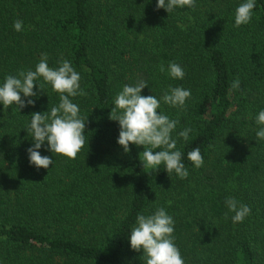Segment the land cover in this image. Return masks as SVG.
Listing matches in <instances>:
<instances>
[{
    "label": "trees",
    "instance_id": "1",
    "mask_svg": "<svg viewBox=\"0 0 264 264\" xmlns=\"http://www.w3.org/2000/svg\"><path fill=\"white\" fill-rule=\"evenodd\" d=\"M242 2L196 0L195 9L167 13L157 0H0V84L34 70L42 53L50 67L67 59L87 92L72 102L88 116L77 158L53 155L45 141L39 151L53 164L37 169L24 128L32 113L58 105L59 95L45 84L30 97L34 105L0 104V264H144L143 250L130 247L131 228L137 214L157 207L175 221L184 264H264V140L255 137L264 96L251 97L264 91V0L236 28ZM169 62L182 66V80L159 71ZM237 77L240 87L232 89ZM140 80L148 84L141 95L158 99L169 86L191 90L185 109L161 101L157 110L179 120L171 135L186 179L169 177L163 165L143 169V146L130 144L125 153L117 143L114 98ZM185 128L192 129L187 141L178 136ZM196 147L200 168L187 158ZM229 197L250 207L243 222H232Z\"/></svg>",
    "mask_w": 264,
    "mask_h": 264
},
{
    "label": "clouds",
    "instance_id": "2",
    "mask_svg": "<svg viewBox=\"0 0 264 264\" xmlns=\"http://www.w3.org/2000/svg\"><path fill=\"white\" fill-rule=\"evenodd\" d=\"M196 0H157L156 9H165L171 13L175 8L188 7L195 9ZM256 0H243L234 11V27L239 28L251 22L254 15ZM17 32L23 30V21L17 19L13 23ZM57 67H50L47 53H42L34 70H18L17 75H7L0 84V104L4 109L15 104L20 111L28 105H34L35 97L44 92V85L51 86V91L59 95V103L52 106L50 111L31 114L30 123L25 126L33 144L27 149L29 163L37 169H48L53 160L47 155H41L39 149L47 141V150L53 155H62L68 159H76L78 153L86 143L85 129L87 117L80 116V109L71 98L86 96L87 92L81 88V75L67 59H59ZM159 71L174 80H182L184 69L176 62H169L167 68L161 63ZM42 81V83H38ZM38 86V89H37ZM148 86L144 80L134 86L125 84L114 98L109 118L119 123L117 143L125 153L131 151L130 144L143 146L139 153V160L143 169H158L164 166L167 174L175 173L180 179H186L188 170L182 162V152L176 149L177 141L172 138L179 120L170 119L159 111L161 101L174 108L185 109L186 100L191 97V90L181 86H169L168 90L158 99L155 95H141L142 89ZM232 89L240 87L237 77L231 85ZM36 89V90H34ZM21 94H23L24 99ZM259 126L255 132L257 140H264V110L255 117ZM191 128H185L178 133L184 141L189 139ZM89 143V140L87 141ZM159 149L158 151H154ZM187 158L194 167L200 168L204 164L199 147L187 153ZM228 212L234 213L233 223L243 222L251 213L249 206L239 204L235 198H226ZM225 213V218H227ZM175 221L163 207L148 215L137 214L135 224L131 228L129 237L132 250H143L144 264H184L179 248L175 244Z\"/></svg>",
    "mask_w": 264,
    "mask_h": 264
},
{
    "label": "rangeland",
    "instance_id": "3",
    "mask_svg": "<svg viewBox=\"0 0 264 264\" xmlns=\"http://www.w3.org/2000/svg\"><path fill=\"white\" fill-rule=\"evenodd\" d=\"M264 96V91L260 88H258L255 92L252 93L251 97L252 99L256 100L258 97H263ZM236 108V106H235Z\"/></svg>",
    "mask_w": 264,
    "mask_h": 264
}]
</instances>
